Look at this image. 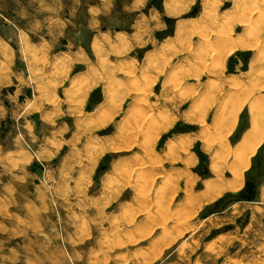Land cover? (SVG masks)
<instances>
[{"label": "rangeland", "instance_id": "374dc122", "mask_svg": "<svg viewBox=\"0 0 264 264\" xmlns=\"http://www.w3.org/2000/svg\"><path fill=\"white\" fill-rule=\"evenodd\" d=\"M66 5L70 25L52 48L21 47L10 31L14 21L0 16V264H264L263 192L253 201L235 198L255 175L264 185V170H255L264 165V141L239 189L209 201L203 199L214 189L206 181L216 176L200 139L188 153L180 150L179 160L165 152L168 140L202 132L189 119L201 113L190 110L216 97L206 116L212 124L229 96L221 82L234 76L247 87L264 74L259 61L245 72L264 50V25L259 49L231 51L224 69L212 54L216 33L236 38L248 22L264 21V0ZM90 8L101 10L95 29ZM244 106L228 136L233 145L251 123ZM152 120L166 122L167 130L154 136ZM232 158L229 152L222 167L226 182ZM152 161L162 162L155 174H141ZM188 194L197 200L194 216L181 208Z\"/></svg>", "mask_w": 264, "mask_h": 264}, {"label": "bare ground", "instance_id": "6f19581e", "mask_svg": "<svg viewBox=\"0 0 264 264\" xmlns=\"http://www.w3.org/2000/svg\"><path fill=\"white\" fill-rule=\"evenodd\" d=\"M260 15L264 17V11L261 12ZM234 21L237 22V20L233 19V22ZM263 25H264V21H262L259 24H252V25L249 24V22H248L246 24L247 27L245 28L246 32L244 33V35L240 36V37H236V38L233 37V35L231 33L232 31L231 32L229 31L230 33L222 32V31L219 32V33L215 32L216 34L212 38V40H213L212 42L214 44L216 43V46L218 47V49H217V47H216V49L218 51L215 50V51L212 52V54L214 55L213 57L216 58L215 59L216 66L217 67L222 66V69H224V62L226 60V57H227L228 53H230L231 51H234L235 49H237L239 47H248V48H256V47H258V49H259V45L258 44H260L261 42L259 43L260 40H259L258 36L262 32ZM211 34L208 33V34H206V36H203L204 40H205V38H210ZM262 42L264 44V39H263ZM203 57H205V56L202 55L201 59H203ZM257 62L258 63L261 62V64H264V50L261 51V57L259 59H257V58L256 59L255 58L252 59L248 71H245L246 74H250L251 72L253 73L256 70L257 66L255 67V65L257 64ZM219 70H220V68H219ZM82 80H83V78H82ZM238 80L236 79V77L230 76L225 82H221V86L223 84L225 85V83L228 85L229 91H227V93L229 94V96L228 95H227V97L225 96L226 99L224 100V102L223 101L219 102V108L217 109V111L213 115L212 124H207L206 123V116H207V113H208V109L216 101V97H213V100L211 102L209 101L210 103L208 102L209 103L208 105H206L207 103L205 104L207 107L204 108V106H205L204 105V106H201L199 108L196 107L194 109L195 106H193L192 109L190 110V112H193L194 110L198 111L203 116V117L202 116L201 117L197 116L196 119H191V118H189V119L191 120V123H193L194 125H203L202 129L200 128L202 130V133H200L201 134L200 136L203 138L205 151L212 152L213 145H217V149L215 148L216 150L211 155L212 156V158H211L212 159L211 160V168H212L213 173L216 176V181L220 180V181H223L225 183L223 185H219V184H217L218 182L216 183V181L214 179L207 180L206 181L207 188L208 189H214V190L211 193V195L205 196L204 199L202 198L205 201L208 200V199H212V200L216 199L223 192H225L224 190L229 189L230 193H235L239 189V187L243 183V173L248 168L251 156L255 155V152H256L258 146L262 143V141H264V124L262 123V119L264 118V92H262V91H264V74L261 77L259 76V79H255V77L252 76V79L249 82V86H247V87L244 84L243 85L245 87L242 86L241 85L242 82L238 81ZM215 84H216L215 81H209L208 87H214ZM219 84H218V86H220ZM222 91H223V89L220 90L221 93H222ZM222 102H223V104H220ZM245 103H247L249 105L248 107H249V112H250V122H251V124H250V127L244 132L241 142L234 146V145L231 144L228 136H229V134L232 133L234 125H235V121H236V118H237V114L240 111V109L245 105ZM139 104H141V106H142V104L143 105H147L145 101L140 102ZM159 121L160 120H158V122L155 123L156 121L154 122L152 120V123L154 122L155 123L154 126H156V129H154V131H153L154 136L155 135H159L161 133V131L163 129H166L167 126H168L166 124V122L159 123ZM167 122H169V121H167ZM212 130L213 131L215 130L216 137L213 138V139L212 138L210 139L209 138L211 136L210 132ZM183 136H178L179 137L178 139H175V138L174 139H170L166 143L165 152H167L171 157H172V153H176L177 154V152H175L177 149H182V151L184 150V151H186L188 153V150H189L188 146L195 140V137L189 135V137L188 138L185 137L186 138L185 139V138H183ZM124 138H125V136H124ZM152 139H154V138H152ZM229 152L233 153V158H232V161L228 165L227 164L226 165L229 167V170L232 172L233 177H232L230 182H226V181H224V178H223L222 167H223V165L226 162L225 157L228 156ZM177 156H180V155H177ZM157 161H159V160H157ZM193 161H194V159H193ZM160 163L162 164V162H160ZM160 165L158 163H156V161H152V163H150L149 165H144V166L140 167V169L139 168L138 169L140 170L141 174H142V172L147 173L149 171L150 174L152 175L154 173V171L156 170V168L158 166H160ZM136 167H139V165L136 166ZM134 170H135L136 173H138L136 171V169H134ZM145 171H147V172H145ZM151 175H149V176H151ZM147 178H149V177H147ZM129 179H130V177H129ZM123 183H125V182H123ZM188 184H189V182H187V185ZM140 188H142V187H140ZM261 191L263 192V197H264V185L261 187ZM147 193H148V191H147ZM202 199H201V201L203 202ZM201 201L197 203V204H199L198 206H202ZM196 202H197L196 198L192 194H188V196L185 199V201L181 204V207L184 208V209L192 208L191 209L192 213H190V214H192L194 216L193 212L197 210ZM192 215H190L189 217H193ZM184 223H185V220L184 221L180 220V221H178L177 225L183 226ZM184 228H186L184 230V231H186L188 227H184Z\"/></svg>", "mask_w": 264, "mask_h": 264}, {"label": "crops", "instance_id": "0c3cea01", "mask_svg": "<svg viewBox=\"0 0 264 264\" xmlns=\"http://www.w3.org/2000/svg\"><path fill=\"white\" fill-rule=\"evenodd\" d=\"M1 1L2 0H0V16H2L4 18H10L14 21V24L16 27H14V28L10 27V31L12 32V34H14V37L16 38V40H18L19 42L22 43L21 47H23V48H25L27 45H29V47H34L37 49H46V48L56 47L55 46L56 39L58 38L59 35H61L64 32L65 28L70 25L69 24L70 22L69 23L67 22L70 20L64 18V16H65L64 11H65L66 6H67L66 5L67 0H5L6 1V9L5 10H2V9H4V5L1 4ZM78 1L79 0H75V3L77 4ZM101 1H107V0H101ZM69 11H71V10H69ZM89 11H90V15L93 17L92 28L95 29L96 24H95V18L94 17L97 16L101 12V10H96L94 8H90ZM68 15H71V12H69ZM27 18H32L33 20L29 22L27 20ZM25 19H26V21H25ZM34 19H35V21H34ZM34 34L38 35V37H39L38 40H35V41L31 40V38ZM43 34L44 35L45 34H51L52 36L50 39L49 38L47 39V38L43 37L44 36ZM68 56L71 57L72 59L76 57V55H74V52L69 53ZM245 106H247V104ZM247 110H248V106H247ZM248 114H249V110H248ZM238 117H239V115H238ZM238 117H237V119H238ZM249 119H250V115H249ZM191 124H190L191 126H200V125H194L193 123H191ZM235 125H236V123H235ZM235 125H234V127H235ZM233 130H234V128H233ZM244 132L242 133V136H243ZM200 135L201 134L196 136L195 139L196 138L200 139V141L202 142V147L204 149V141ZM180 136H183V135H180ZM185 136H188V135H185ZM241 139H242V137H241ZM236 144H234V146ZM261 146L264 147L263 144ZM165 147H166V145H165ZM213 149H214V147H213ZM213 149H212V152L206 151V153H209L212 155L214 153ZM177 150L175 151V152H177V154L174 153L175 158L177 157L176 160L181 158V156H177V155H180L179 151L182 149H177ZM257 152H256V154H257ZM256 154L254 156H256ZM192 157L190 155L189 158H192ZM263 157H264V150H263ZM210 158H212V156ZM210 169L212 171L211 164H210ZM262 185L263 184H260L258 187V190H259L258 198H260V199H261V187H262ZM188 222L189 221L187 220L186 223L188 224ZM186 232H188V230H186Z\"/></svg>", "mask_w": 264, "mask_h": 264}, {"label": "flooded vegetation", "instance_id": "af4514ba", "mask_svg": "<svg viewBox=\"0 0 264 264\" xmlns=\"http://www.w3.org/2000/svg\"><path fill=\"white\" fill-rule=\"evenodd\" d=\"M255 170L258 171L259 173L261 172V170H264V165H262V167L260 166H255ZM264 174V172H262ZM258 176L255 175L252 179L247 180V184L245 185L244 189H243V195H250L252 193V191H255L257 186L259 187V182H258ZM242 195V196H243Z\"/></svg>", "mask_w": 264, "mask_h": 264}, {"label": "water", "instance_id": "95a60500", "mask_svg": "<svg viewBox=\"0 0 264 264\" xmlns=\"http://www.w3.org/2000/svg\"><path fill=\"white\" fill-rule=\"evenodd\" d=\"M264 172V171H263ZM247 184V181L245 182V185ZM260 184H262V181L260 182L259 181V185ZM259 196V190H258V186H257V188H256V190L255 191H252V193L250 194V195H243V196H241V195H237V198L239 199V200H250V201H253L255 198H257Z\"/></svg>", "mask_w": 264, "mask_h": 264}, {"label": "trees", "instance_id": "16d2710c", "mask_svg": "<svg viewBox=\"0 0 264 264\" xmlns=\"http://www.w3.org/2000/svg\"><path fill=\"white\" fill-rule=\"evenodd\" d=\"M236 197L235 198H237V195H235Z\"/></svg>", "mask_w": 264, "mask_h": 264}]
</instances>
